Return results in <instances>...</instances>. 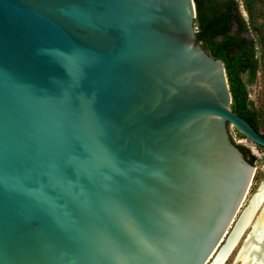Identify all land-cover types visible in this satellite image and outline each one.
Instances as JSON below:
<instances>
[{"label":"water","instance_id":"obj_1","mask_svg":"<svg viewBox=\"0 0 264 264\" xmlns=\"http://www.w3.org/2000/svg\"><path fill=\"white\" fill-rule=\"evenodd\" d=\"M196 15L195 0H0V264L227 249L255 174L229 127L264 135L233 111Z\"/></svg>","mask_w":264,"mask_h":264},{"label":"trees","instance_id":"obj_2","mask_svg":"<svg viewBox=\"0 0 264 264\" xmlns=\"http://www.w3.org/2000/svg\"><path fill=\"white\" fill-rule=\"evenodd\" d=\"M195 3L197 34L205 49L225 64L233 111L260 131L259 110L249 97L248 89L256 80L259 56L255 42L248 34H258L264 47V0H195ZM237 145L254 164L255 154L247 146Z\"/></svg>","mask_w":264,"mask_h":264},{"label":"rangeland","instance_id":"obj_3","mask_svg":"<svg viewBox=\"0 0 264 264\" xmlns=\"http://www.w3.org/2000/svg\"><path fill=\"white\" fill-rule=\"evenodd\" d=\"M242 7V5L240 6ZM243 14L247 16L245 10H242ZM250 38H253L256 49L259 56V68L257 72V78L255 83L250 84L248 86L250 97L253 100L254 104L258 107L259 110V126L260 131L264 132V47L260 42V36L256 33L250 32L248 34ZM231 136L236 143L243 144L247 146L253 154L256 156V160L254 162L255 165V174L249 188V192L246 195L245 200L243 201L241 208L237 214V217L246 209L249 205L250 200L254 196V194L262 187L264 184V150L254 144L252 141L247 139L246 137H242L239 135V132L229 127ZM262 208L259 207L256 211V214L253 216V221H255L258 216L261 214ZM236 217V218H237ZM255 218V219H254ZM252 223L245 229L242 236L240 237L237 245L228 256L224 264H243L242 256H239V253L244 246L246 239L251 231Z\"/></svg>","mask_w":264,"mask_h":264},{"label":"bare ground","instance_id":"obj_4","mask_svg":"<svg viewBox=\"0 0 264 264\" xmlns=\"http://www.w3.org/2000/svg\"><path fill=\"white\" fill-rule=\"evenodd\" d=\"M261 207L262 212L253 221L257 209ZM255 219V218H254ZM252 223L251 231L242 247L239 256H242L243 264H264V184L254 194L249 205L242 212L234 232L227 243V249L221 251L217 258L208 264H224L237 245L245 229Z\"/></svg>","mask_w":264,"mask_h":264},{"label":"flooded vegetation","instance_id":"obj_5","mask_svg":"<svg viewBox=\"0 0 264 264\" xmlns=\"http://www.w3.org/2000/svg\"><path fill=\"white\" fill-rule=\"evenodd\" d=\"M257 78V77H256ZM256 81V80H255ZM255 83V82H254ZM249 97H250V94H249ZM251 98V97H250ZM255 105V104H254ZM255 107L256 108H258L256 105H255ZM247 138V137H246ZM257 146H259V147H261V148H264V147H262V146H260V145H257Z\"/></svg>","mask_w":264,"mask_h":264}]
</instances>
